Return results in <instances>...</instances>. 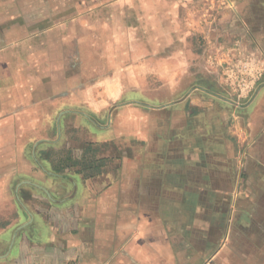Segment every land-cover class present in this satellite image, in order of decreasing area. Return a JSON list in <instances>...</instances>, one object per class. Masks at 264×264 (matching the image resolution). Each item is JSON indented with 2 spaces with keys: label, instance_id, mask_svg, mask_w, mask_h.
<instances>
[{
  "label": "crops",
  "instance_id": "crops-1",
  "mask_svg": "<svg viewBox=\"0 0 264 264\" xmlns=\"http://www.w3.org/2000/svg\"><path fill=\"white\" fill-rule=\"evenodd\" d=\"M189 1L0 0V264H264V86L241 107L153 108L128 85L79 156L67 146L46 168L29 152L44 127L106 110L104 80L136 48L183 63Z\"/></svg>",
  "mask_w": 264,
  "mask_h": 264
},
{
  "label": "rangeland",
  "instance_id": "rangeland-1",
  "mask_svg": "<svg viewBox=\"0 0 264 264\" xmlns=\"http://www.w3.org/2000/svg\"><path fill=\"white\" fill-rule=\"evenodd\" d=\"M176 10L185 34L183 48L187 57L183 63L167 64L161 61L162 56L159 55L164 54L161 48L153 49L150 62H142L139 60L145 58L143 49L136 48L138 61L121 64L118 81L104 80L103 90L114 88L112 95H104L103 102L107 109L88 111L82 122L76 126L66 124L60 132L58 127L54 132L44 127L38 139L40 143L30 145V155H37L36 159L46 168L48 161L67 155V146H71L70 150L79 156L83 151L80 142L91 130L99 137L106 134V130H98L94 126L103 129L109 127L111 111L108 108L128 102L124 93L128 85L134 84L137 89L136 97L130 96L133 99L129 102L137 105L144 103L153 108L168 102L180 103L188 99L190 102L192 95L209 102H226L238 107L251 102L264 86V0H190L187 6H180ZM108 74L104 72L105 78ZM176 84L180 88L186 87L185 93L178 97L169 93ZM64 134L67 141L57 143ZM91 148L90 155L95 151ZM108 150H111L109 144L104 146V152ZM119 150L121 153L124 151ZM6 212L11 216L14 209L8 206ZM29 222L31 219L28 222L25 219L19 227ZM18 244L19 241L7 250L12 257L19 256Z\"/></svg>",
  "mask_w": 264,
  "mask_h": 264
}]
</instances>
